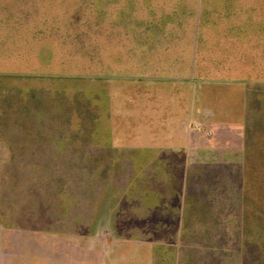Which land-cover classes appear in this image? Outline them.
<instances>
[{"label": "rangeland", "instance_id": "obj_1", "mask_svg": "<svg viewBox=\"0 0 264 264\" xmlns=\"http://www.w3.org/2000/svg\"><path fill=\"white\" fill-rule=\"evenodd\" d=\"M6 45L17 66L0 68V131L15 136L20 154L22 146L36 145L39 123L48 127L51 149L64 154L67 145L59 171L66 177L65 168L72 171L71 179L51 180L50 190L65 184L80 200L62 206L64 196L51 192L50 212L38 211L41 196L32 197L33 212H27L29 196L20 191L42 183V168L36 181L12 182L10 165L2 163L5 234L25 223L40 230L42 218L44 231L59 221L44 236L45 264H264V0H0L1 49ZM192 49L193 80L187 78ZM174 58L186 67L168 73L163 66ZM162 74L177 79L163 83ZM161 88L165 105L156 94ZM180 94L187 97L184 113L194 99L193 118L184 124L195 140V174L185 181L175 164H168L172 172L154 174L144 163L150 172L131 179L128 190L138 200L156 183L162 202L161 211L144 213L119 194L125 165L91 151L109 138L116 145L160 140L159 116L145 125L137 112L176 119L171 112ZM128 127L135 130L124 132ZM21 134L30 138L25 144ZM78 140L80 161L73 157ZM6 144L0 142L2 153ZM200 163L206 172L197 177ZM244 240L259 248L242 252Z\"/></svg>", "mask_w": 264, "mask_h": 264}, {"label": "crops", "instance_id": "obj_2", "mask_svg": "<svg viewBox=\"0 0 264 264\" xmlns=\"http://www.w3.org/2000/svg\"><path fill=\"white\" fill-rule=\"evenodd\" d=\"M201 1V0H200ZM155 13V12H154ZM164 14H167L164 13ZM151 16V14H149ZM166 18L169 17L168 15H164ZM158 17L157 14H155L154 18ZM174 18H176L174 16ZM177 19V18H176ZM157 28V27H156ZM5 36V34L3 35ZM22 39V37H21ZM24 40V39H22ZM5 43L7 42L6 39H4ZM12 44V43H11ZM12 48V47H11ZM29 48V46H26L24 49L25 51H27ZM3 49V50H2ZM1 49L0 47V68L3 66H6V64H9V66L11 68H9V71H11V69L15 66H17V61H15L11 55L6 56V54L9 52L8 50V46H4ZM22 49V50H24ZM22 52V51H21ZM194 51L192 49V56H191V64L189 65L190 67V72L191 75L187 78L193 80V75H194ZM4 54V55H3ZM26 58H21V60H24L20 63V68H22L21 66L23 64H27V61L25 60ZM38 60V59H37ZM3 65V66H2ZM164 70L167 71L168 73L173 72V74H176V72L178 71V69H184L186 66L182 65L180 63L177 62V60L174 58L171 61H169V63H165L164 64ZM163 71V73L165 74L166 72ZM7 71L5 70L4 74L7 75ZM164 74H162L163 76L159 77L158 79H160V81H162L163 83H171L173 80H176L177 77L174 76L172 78V76H165ZM166 89H159L157 90L156 94L158 95L159 100L161 101V105H165L164 102L166 100V97L168 96ZM146 93V92H145ZM150 94V93H149ZM180 99H179V104H178V108L176 109V113H172L171 115H175L176 119H168L167 115L163 116L164 114H156L150 110H146L145 112H141L138 111L137 113V117L139 116V120L144 122L145 125L147 124H151L154 120V118L156 116H159V119L156 120L159 125L161 126V130L162 133H165L163 135H161V139L160 140H156L154 137V140H150L149 142H139V141H135L134 142H128V141H124L122 143H119L118 145L115 144V139H110L109 141L106 142V144H99L97 145V149L92 152L91 151V155L93 156H102L103 154L106 156V160L110 161L112 164H115L114 162H120L123 163V165H125V174H123L121 179V187L122 189H124V191L122 190V192H119V194H121L124 198L125 196V201L126 202H133V203H138L139 209L142 212H146L149 211L153 212V211H161V207H162V202L161 200H157V191L156 190V183H150V191L149 192H145L144 197L141 199H134V195L136 196V193H131L130 190V181L131 179H143L145 176L143 175V172L150 170L152 172H154V174L156 173H168V172H172V168L168 167L169 165H177V169L175 167V170H177L178 173H180L181 175H179L178 177L180 179H184L185 181H187L188 179H190L191 177H193L195 174V167H194V137L193 135L188 136L187 130H186V125L184 123H189L190 119L193 118V106H194V99H191V109L190 111H188L187 109L185 110L186 112L184 113L182 110L183 107V99H186L187 97L183 96L182 94L179 95ZM185 97V98H184ZM156 114V115H155ZM179 114L181 116H179L178 118L176 117V115ZM169 115V116H171ZM152 116H155L152 118ZM130 121V120H129ZM155 121V120H154ZM40 125H38L37 129L35 130L36 132V145L32 146L31 148L27 147L26 145L22 146L20 148V154L17 153L15 154V147L13 145V139L14 137H10L9 135H5L0 131V142L2 141H6L7 144L5 145V147L7 148L5 153L1 152V148H0V164L4 163V164H9L10 165V175H9V180L13 181H24V180H32V181H36L38 180L40 177L38 174H35V172H38L41 174L40 172V168H42L43 170V174L41 175V179L43 180L41 184L37 183L38 185L34 186V188L31 189L27 188L25 190L20 191L22 196H29V198L26 199L27 204L25 206V209L27 210V212H33L32 206L34 207L35 203H34V199L32 197L34 196H41V200L38 202H36L38 204V208H40V210H38L39 212H41L43 214V212L48 211L50 212V194L52 192L53 195H57L59 196V198L63 195L64 199H62V206L67 204H71V203H76V201L78 202L79 200L75 197V198H71V194L70 192H68V190L65 187V184H58V187L56 190L52 191L50 190V184H51V180H60V179H71L69 173H71V169L70 168H65L67 170V174L69 177H66L64 173H62L63 170L59 171V167H63V165H65L67 163V161H65L64 155L66 153V146L64 145V154H59L57 151H54L55 148L51 149L50 147H54L52 145L49 144V141H46V130L43 124L39 123ZM215 124V123H214ZM127 125H130L129 122L127 123ZM13 124L9 125V129H13ZM18 126V125H17ZM132 126V125H131ZM219 126V125H218ZM218 126H215L214 129L216 130ZM4 127V126H3ZM48 128V127H46ZM220 128V126L218 127ZM4 130V129H3ZM24 128H21L18 126V131L20 133H23L25 131H23ZM134 131V128H124L123 131ZM113 129L111 130V134H112ZM142 131V130H140ZM114 132V131H113ZM137 133H139V130H136ZM27 133V132H26ZM173 133H176L177 137L173 136ZM110 134V137H112V135ZM114 136V135H113ZM189 137V138H188ZM20 142L22 144H25L26 140L30 139L29 136L27 135H20ZM79 141V142H78ZM77 143H73L74 144V151H73V157L78 158L77 160L80 161L81 157H82V142H80V140H78ZM94 142L90 141L88 143V148L90 147H94L95 145L93 144ZM55 146H57L59 148V146L57 144H53ZM1 147V146H0ZM27 148H29V150L32 149V152L30 154V156H27ZM119 148V149H118ZM19 152V151H17ZM50 152H53L54 154L57 153V155L51 156ZM93 153V154H92ZM62 156V157H61ZM30 157V158H29ZM50 157L52 160H50ZM59 159V160H58ZM148 164V167L150 168H146V166L144 167L143 164ZM57 165V167L55 168L52 165ZM79 164L77 165V170L79 169ZM135 164V172H132V174H130L127 178V170H130V166ZM201 167L197 168L199 171L196 173L197 177L202 176L205 172H206V167L205 164L200 163ZM127 166V168H126ZM46 171V172H45ZM45 173V174H44ZM76 173L77 171L75 170V167L73 169V181H74V186L73 188H76V185L78 184V182L76 181ZM193 175V176H192ZM177 177V178H178ZM159 178H161V176H159ZM123 181V182H122ZM127 182V183H126ZM146 184V183H145ZM40 185V188H38L37 186ZM78 186V185H77ZM81 186V185H80ZM120 186V185H119ZM44 187V188H43ZM94 187V186H93ZM129 187V188H128ZM153 187V188H152ZM72 188V190H73ZM119 188V190H120ZM127 189V190H126ZM129 189V190H128ZM56 192V194H54ZM11 193V191L9 192ZM58 193V194H57ZM16 195V194H15ZM109 195V194H108ZM163 195L161 194L160 199ZM2 194H0V202L3 203L2 201ZM150 198V204H146V199ZM73 200V202L71 201ZM135 201V202H134ZM79 203V202H78ZM1 209H0V264H16L17 262L22 263V264H32L34 262V260L37 261V264H45L47 262V256H48V249H47V253L45 251L44 253V236L46 237L47 235H50V228H52L53 226H55L54 224H59V221L53 222L52 225L49 224V226L47 227V230L44 231V224H43V220L44 218L41 219V225L38 229L40 230H29V227L27 223H25L24 226L19 227V229H11L8 231V233L5 234V230L3 228V215L2 213L4 212L2 206L0 205ZM189 207V205L187 206V208ZM42 209V211H41ZM133 210V209H132ZM132 210L130 209V211L132 212ZM125 213V210L123 208L122 210ZM140 211V212H141ZM127 212V211H126ZM6 216V215H5ZM28 217V216H27ZM32 218V216H31ZM146 218V217H145ZM145 218H140V222L144 223V219ZM47 220V219H45ZM114 223V220H112ZM123 224V220L121 221L120 226L122 227ZM114 226L116 227L115 223ZM127 227H129L130 225H126ZM124 225V227H126ZM141 225L138 223L137 227H140ZM129 236V235H128ZM30 246L31 249L28 250V247ZM47 248V247H46ZM45 248V249H46ZM29 253H31V258L30 259H26L24 258L25 255H27ZM36 257V258H34ZM33 258V259H32ZM45 258V259H44ZM32 259V263H30Z\"/></svg>", "mask_w": 264, "mask_h": 264}, {"label": "trees", "instance_id": "obj_3", "mask_svg": "<svg viewBox=\"0 0 264 264\" xmlns=\"http://www.w3.org/2000/svg\"><path fill=\"white\" fill-rule=\"evenodd\" d=\"M203 12H204V9H203ZM262 210H263V209H262ZM262 210L259 209L258 212H259V213L261 212V213L263 214V211H262ZM246 225H247V224H245V226H246ZM243 228H245L244 225H243ZM241 248H242V249H240V250H242V252H243L244 249H251V251H256V248H259V246H258V244H256V243L252 245V244H250V242L244 240V241H242V243H241Z\"/></svg>", "mask_w": 264, "mask_h": 264}]
</instances>
